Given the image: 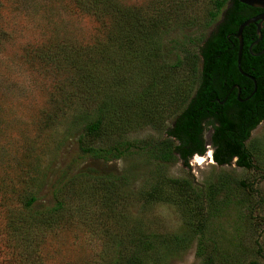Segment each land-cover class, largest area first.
<instances>
[{"label":"rangeland","instance_id":"1","mask_svg":"<svg viewBox=\"0 0 264 264\" xmlns=\"http://www.w3.org/2000/svg\"><path fill=\"white\" fill-rule=\"evenodd\" d=\"M221 1L0 0V264H108L114 259L101 232L90 230L75 215H65L53 228L45 224H37L32 231L26 228L36 210L53 206V187L63 180L76 194L68 198L69 205L83 200L98 212L99 205L92 199L97 192L86 175L89 170L127 177L124 210L131 223L155 234L193 240L184 253L166 264H201V259L196 253V222L176 198H155L149 203L138 198V192L161 178L188 181L203 205L212 208H206L204 214L207 237L215 241L219 254L231 257L229 264H263L255 240L264 255V229L253 219L264 218V121L246 144L252 148L260 172L234 163L217 166L208 126L203 136L206 152L193 156L188 167L180 161L159 163L146 155L106 162L85 158L76 142L83 123L74 118L81 108L64 91L71 76L76 82L75 74L56 53L58 45L79 49L81 60L103 71L109 83L110 74L119 72L123 94L128 96L138 95L144 84H151L152 75L149 78L151 72L147 71V57H151L158 66L152 68H158L159 84L153 86L157 88L152 97L134 105L132 116L134 121L146 118L145 123L123 132L114 129L108 142L160 141L178 110L176 103L170 104L166 91L185 85L192 89V96L200 68L199 51L220 22L219 17L212 22L211 15ZM130 27L133 34L135 27L146 30L148 38L158 43V54L144 47L140 39L127 38L126 28ZM192 54L194 64L186 60ZM240 182L251 188H241ZM165 184V192L172 193ZM210 196L213 199L208 200ZM29 197H35V202L26 208L24 201Z\"/></svg>","mask_w":264,"mask_h":264},{"label":"trees","instance_id":"2","mask_svg":"<svg viewBox=\"0 0 264 264\" xmlns=\"http://www.w3.org/2000/svg\"><path fill=\"white\" fill-rule=\"evenodd\" d=\"M260 12L261 10L245 6L237 0H222L217 4L211 19L214 22L219 17L220 22L200 48V68L192 96L189 97L192 89L185 85L166 91L170 104L176 103L178 110L171 125L165 130V139L160 141L122 139L108 142V136L114 129L119 128L123 132L145 123L146 118L134 121L132 116L134 105L142 103L143 98L152 97V92L157 88L153 86L159 84L160 75L157 74L158 68H155L158 66L151 57H147V71L151 72L149 78L152 75L151 84H144L138 95L133 93L128 96L123 94L120 80L122 75L119 72L110 74L112 76L109 83L107 77L104 78L103 71L81 60L79 49L58 45L57 55L70 67L76 78L74 82L70 77L67 82L69 86L65 85L64 91L68 99L78 100L81 108L79 114L76 112L74 115L76 120L80 119L83 123L76 140L81 156L106 162L131 155H146L159 163L180 161L184 167H188L193 156H203L206 152L203 136L208 126L211 129L209 145L212 159L217 166L234 163L238 168L260 172L261 168L254 162L252 148L246 144L251 132L264 121V28L261 30V39L251 50L250 44L258 38L255 24L243 29L241 72L237 67L238 41L235 38L238 27ZM126 29L127 38L140 39L144 47L158 54L159 45L148 38L150 35L146 30L135 27L133 34L131 27ZM194 59V54L186 58L193 64ZM136 60L141 61L140 58ZM152 66H155L154 71ZM86 175L92 179L93 191L97 192L92 199L99 205L98 212L90 210L89 205L82 203L81 199V203L69 205L68 198L72 199L76 194L68 186V181L63 180L53 187V206L41 212L36 210L29 218L27 230L36 229L37 224L53 228L65 215H75L90 230L98 229L101 232L106 247L115 254L108 264H166L168 259L184 253L190 247L193 240L189 237L155 234L141 229L137 223H131L124 210L128 203L127 192L123 189L127 180L125 175H103L93 170H89ZM165 182L172 188V193L165 192L166 187L162 186L166 185ZM239 186L243 189L251 188V184L245 182H240ZM138 193V198L148 201L147 203L155 198L170 200L174 197L187 209V213L196 222V253L201 264L232 262L231 257L219 254L215 241L208 239V225L204 214L207 212L206 208H212L203 205L198 192L190 188L188 181L161 178ZM211 199L212 196L208 197V200ZM262 201L259 200L260 203ZM34 202L35 197H29L24 204L28 208ZM250 216L253 219L252 209ZM253 220L257 227L259 225L264 229V218L260 220L255 216ZM257 220L261 223L258 224ZM255 247L264 264L258 239L255 240ZM248 264L259 263L250 261Z\"/></svg>","mask_w":264,"mask_h":264},{"label":"water","instance_id":"3","mask_svg":"<svg viewBox=\"0 0 264 264\" xmlns=\"http://www.w3.org/2000/svg\"><path fill=\"white\" fill-rule=\"evenodd\" d=\"M239 3L251 7V8H255V9H259L261 11H263L262 14H260L259 16L256 17H252L249 18L247 20H245L237 29V32L235 33V38L238 41V55H237V67L238 70L241 72L240 70V58H241V54H242V49H243V39H242V31L245 27L251 25V24H255L256 27V33H257V40H255L254 42H252L249 46V50H251V47L255 44H257L259 42V40L261 39V29L264 27V0H237Z\"/></svg>","mask_w":264,"mask_h":264},{"label":"flooded vegetation","instance_id":"4","mask_svg":"<svg viewBox=\"0 0 264 264\" xmlns=\"http://www.w3.org/2000/svg\"><path fill=\"white\" fill-rule=\"evenodd\" d=\"M258 10H259V9H258ZM262 13H263V11H261L260 13H258L257 15H255V16H253V17L259 16V15L262 14ZM263 28H264V27H263ZM263 28H262V29H263ZM262 29H261V30H262ZM253 46H254V45H253ZM253 46H252V47H253ZM252 47H251V48H252ZM239 92H240V90L238 89V94H239Z\"/></svg>","mask_w":264,"mask_h":264},{"label":"bare ground","instance_id":"5","mask_svg":"<svg viewBox=\"0 0 264 264\" xmlns=\"http://www.w3.org/2000/svg\"><path fill=\"white\" fill-rule=\"evenodd\" d=\"M206 158H208V159L210 158V157H209V154L206 155ZM202 160H203V159L200 158V161H202Z\"/></svg>","mask_w":264,"mask_h":264}]
</instances>
